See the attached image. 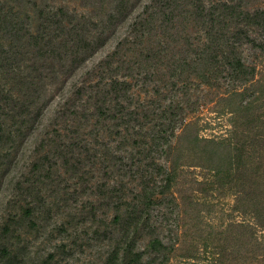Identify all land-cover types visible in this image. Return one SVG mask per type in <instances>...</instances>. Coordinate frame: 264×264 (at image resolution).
<instances>
[{"label":"trees","instance_id":"obj_1","mask_svg":"<svg viewBox=\"0 0 264 264\" xmlns=\"http://www.w3.org/2000/svg\"><path fill=\"white\" fill-rule=\"evenodd\" d=\"M56 1L0 0L2 170L38 130L48 90L61 93L90 56L124 34L92 69L100 70L95 80L88 73L61 95L62 123L46 132L30 163L20 220L43 207L41 191L59 184L53 173L84 192L103 167L104 180L77 207L92 223L102 207L112 211L105 231H94L109 247L98 264H169L180 234L168 229L164 236L163 227L178 225L187 150L197 166L236 180L235 201L249 219L234 225V264H264V0H74L81 12ZM139 80L153 83L141 89L153 95L146 103L134 97ZM208 103L230 114L226 137L190 129L187 117ZM103 129L113 140L99 153ZM16 223H5V234ZM218 257L208 264H232ZM2 259L14 263L7 246Z\"/></svg>","mask_w":264,"mask_h":264},{"label":"rangeland","instance_id":"obj_2","mask_svg":"<svg viewBox=\"0 0 264 264\" xmlns=\"http://www.w3.org/2000/svg\"><path fill=\"white\" fill-rule=\"evenodd\" d=\"M56 2L82 11L74 0ZM123 34L124 28L90 56L77 75L62 86L63 94L53 88L48 90L53 95L44 111L38 130L26 138L20 148L12 153L9 159L10 166L0 169V250L3 246L10 248L14 261L12 264H98L107 254L109 249L107 241L104 237H98L99 234L96 235L94 231H105L112 211L102 207L98 211L100 215L98 223L83 221L77 211L80 202L90 198L95 191V185L104 180L106 175L103 173V167L94 174L92 180L87 182L83 188L84 192L80 190L79 184L73 185V180L68 181L65 176L58 179L57 174L53 173V179L56 178L55 183L59 182V184L41 191L40 201L45 204L23 221L20 220V208L27 200L22 194L21 187L29 178L30 163L39 156V147L45 139L46 132L51 134L53 128L61 126L62 118L58 114L60 105L64 101L61 95L70 92L72 83L80 84L81 81L86 80L88 73H90L89 80H95L100 70L92 69L113 51ZM152 84L142 86L139 80L133 87L135 100L146 103L147 98L153 95L145 94L141 89L150 90ZM197 94L206 95L207 91L204 89ZM156 100L154 99L153 102ZM222 106L212 103L202 105L196 113L187 117L190 129L196 130L202 138L226 137L231 128L230 114L223 111L226 109ZM100 134V141L96 144L99 153L103 150V143L110 139V135L104 129ZM183 160L184 166L178 172L176 188L180 201L178 225L175 227L174 224L169 223L168 227L167 224L163 227L164 236L167 235L168 229L169 231L175 229L180 234V241L169 264H208L209 261L223 254L228 255L231 263L234 264L233 259L240 248V228L234 225L242 219H249V214H241L242 208L235 201L236 191L231 186L236 180L226 174H215L197 166L195 159H192V155L187 150L183 152ZM12 220L18 223L11 226L13 230L5 234L3 225ZM230 223L233 224L231 228H229ZM155 224H157V210ZM1 261L3 259L0 260V264Z\"/></svg>","mask_w":264,"mask_h":264}]
</instances>
